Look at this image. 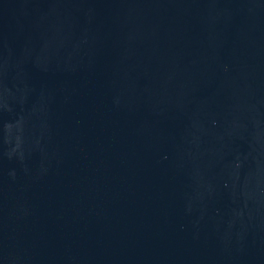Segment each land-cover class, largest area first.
Wrapping results in <instances>:
<instances>
[{"label":"water","instance_id":"1","mask_svg":"<svg viewBox=\"0 0 264 264\" xmlns=\"http://www.w3.org/2000/svg\"><path fill=\"white\" fill-rule=\"evenodd\" d=\"M0 264H264V0H0Z\"/></svg>","mask_w":264,"mask_h":264}]
</instances>
